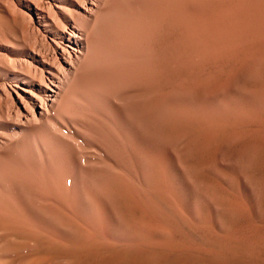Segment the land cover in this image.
Listing matches in <instances>:
<instances>
[{"label": "bare ground", "instance_id": "obj_1", "mask_svg": "<svg viewBox=\"0 0 264 264\" xmlns=\"http://www.w3.org/2000/svg\"><path fill=\"white\" fill-rule=\"evenodd\" d=\"M263 151L264 0H0V264L164 245Z\"/></svg>", "mask_w": 264, "mask_h": 264}, {"label": "rangeland", "instance_id": "obj_2", "mask_svg": "<svg viewBox=\"0 0 264 264\" xmlns=\"http://www.w3.org/2000/svg\"><path fill=\"white\" fill-rule=\"evenodd\" d=\"M250 173L245 186L215 182L217 213L205 206L199 220L192 221L188 212L183 211L181 221L172 220L166 226L164 245L153 244L151 251L146 252L132 249L115 264H264V151ZM59 251L58 246L41 248L40 254ZM109 256L110 253L108 259ZM80 262L75 257L64 264Z\"/></svg>", "mask_w": 264, "mask_h": 264}]
</instances>
